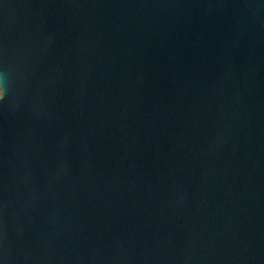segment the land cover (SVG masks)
<instances>
[{"label": "water", "instance_id": "95a60500", "mask_svg": "<svg viewBox=\"0 0 264 264\" xmlns=\"http://www.w3.org/2000/svg\"><path fill=\"white\" fill-rule=\"evenodd\" d=\"M0 264H264V0H0Z\"/></svg>", "mask_w": 264, "mask_h": 264}]
</instances>
